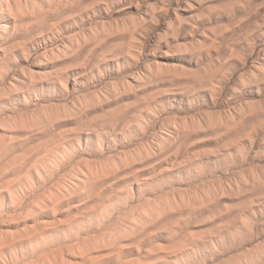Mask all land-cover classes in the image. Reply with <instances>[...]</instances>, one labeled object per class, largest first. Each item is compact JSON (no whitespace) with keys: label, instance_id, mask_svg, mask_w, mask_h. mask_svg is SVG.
<instances>
[{"label":"rangeland","instance_id":"rangeland-1","mask_svg":"<svg viewBox=\"0 0 264 264\" xmlns=\"http://www.w3.org/2000/svg\"><path fill=\"white\" fill-rule=\"evenodd\" d=\"M0 264H264V0H0Z\"/></svg>","mask_w":264,"mask_h":264}]
</instances>
